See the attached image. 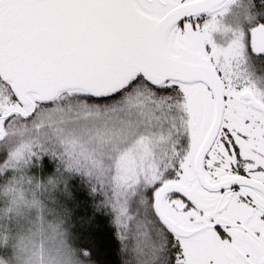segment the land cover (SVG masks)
I'll return each mask as SVG.
<instances>
[{"label":"snow or ice","instance_id":"6c2138e0","mask_svg":"<svg viewBox=\"0 0 264 264\" xmlns=\"http://www.w3.org/2000/svg\"><path fill=\"white\" fill-rule=\"evenodd\" d=\"M0 264H264V0H0Z\"/></svg>","mask_w":264,"mask_h":264},{"label":"rangeland","instance_id":"374dc122","mask_svg":"<svg viewBox=\"0 0 264 264\" xmlns=\"http://www.w3.org/2000/svg\"><path fill=\"white\" fill-rule=\"evenodd\" d=\"M58 195V194H57Z\"/></svg>","mask_w":264,"mask_h":264}]
</instances>
